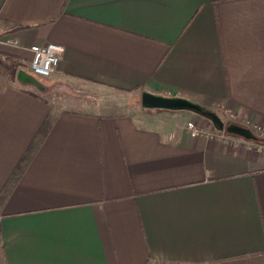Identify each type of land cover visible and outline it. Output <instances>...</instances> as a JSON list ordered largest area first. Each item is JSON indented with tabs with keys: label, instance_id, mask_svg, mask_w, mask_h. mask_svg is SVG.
I'll list each match as a JSON object with an SVG mask.
<instances>
[{
	"label": "crops",
	"instance_id": "crops-1",
	"mask_svg": "<svg viewBox=\"0 0 264 264\" xmlns=\"http://www.w3.org/2000/svg\"><path fill=\"white\" fill-rule=\"evenodd\" d=\"M47 44L56 73L19 82ZM75 83L185 98L257 140L81 110ZM0 264H264V0H0Z\"/></svg>",
	"mask_w": 264,
	"mask_h": 264
},
{
	"label": "rangeland",
	"instance_id": "rangeland-1",
	"mask_svg": "<svg viewBox=\"0 0 264 264\" xmlns=\"http://www.w3.org/2000/svg\"><path fill=\"white\" fill-rule=\"evenodd\" d=\"M17 69H19L17 67ZM28 70V72H27ZM27 70L26 72L30 75L33 76L30 70V65H27ZM39 83H41L40 79L36 76H34ZM72 87V85H70ZM70 96V99L72 102L77 105L80 104L78 107L81 110H90V111H95L98 108V104H105L106 106H111L113 111L117 113H128V112H134L135 114H142L145 117H150V118H161L163 119L165 114H167L165 111H151L147 109H143L142 103H141V94L140 92H118L115 90H103L100 92H93V90H88L85 87V84L83 83H75L74 86L71 89H68L67 91ZM77 103V104H76ZM98 103V104H96ZM97 105V107L95 106ZM138 112V113H137ZM179 112V111H175ZM189 114H192L191 112H188ZM181 114V113H177ZM224 122H226V125H229L227 121H231L232 119L230 116L225 117V116H220ZM188 120H186L187 122ZM176 123L180 124L179 120H175ZM188 122H195V121H188ZM187 122V123H188ZM196 123V122H195ZM197 125V123H196ZM198 126V125H197ZM254 131H257L254 129Z\"/></svg>",
	"mask_w": 264,
	"mask_h": 264
},
{
	"label": "water",
	"instance_id": "water-1",
	"mask_svg": "<svg viewBox=\"0 0 264 264\" xmlns=\"http://www.w3.org/2000/svg\"><path fill=\"white\" fill-rule=\"evenodd\" d=\"M18 81L25 85H33L40 89L43 88L42 84L26 71L19 72ZM141 103L145 109L150 110L189 111L201 115L203 113L202 106H199L198 104H195L185 98L165 97L149 92H144L142 94ZM210 119L216 128L222 131L225 130L230 135H235L241 137V139L244 138L250 141L257 140V136L251 129L234 123L226 125L222 118L216 113L214 114L211 112Z\"/></svg>",
	"mask_w": 264,
	"mask_h": 264
},
{
	"label": "built area",
	"instance_id": "built-area-1",
	"mask_svg": "<svg viewBox=\"0 0 264 264\" xmlns=\"http://www.w3.org/2000/svg\"><path fill=\"white\" fill-rule=\"evenodd\" d=\"M32 58L30 62V70L33 76L38 78L52 77L59 66L60 57L63 56L65 48L61 45L47 44L44 46L35 45L31 47ZM233 118V116H231ZM186 129L193 137L202 135L212 136L203 128L196 125L195 122H188ZM261 148H259V151Z\"/></svg>",
	"mask_w": 264,
	"mask_h": 264
},
{
	"label": "trees",
	"instance_id": "trees-1",
	"mask_svg": "<svg viewBox=\"0 0 264 264\" xmlns=\"http://www.w3.org/2000/svg\"><path fill=\"white\" fill-rule=\"evenodd\" d=\"M210 114H211L210 110L203 108L202 115L201 114H199V115H201V117H205V118L211 120L210 119ZM52 121H53V117L50 116V118L48 119L47 123L44 124L42 130L40 131V134L38 135V140L36 139V141L34 143V146H33V149H35L39 145V143L42 141V139L46 135L47 131L50 129Z\"/></svg>",
	"mask_w": 264,
	"mask_h": 264
}]
</instances>
